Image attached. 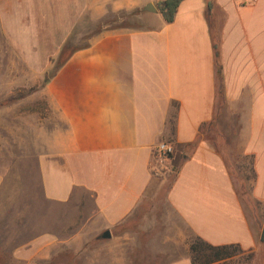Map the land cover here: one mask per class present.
I'll use <instances>...</instances> for the list:
<instances>
[{
    "label": "crops",
    "instance_id": "crops-1",
    "mask_svg": "<svg viewBox=\"0 0 264 264\" xmlns=\"http://www.w3.org/2000/svg\"><path fill=\"white\" fill-rule=\"evenodd\" d=\"M162 1L0 0L4 35L19 51L32 45L36 56L30 58L45 63L58 56L85 15L99 20L138 11L154 19L150 29L97 35L39 91L60 122L38 155L42 198L67 204L77 192L90 194L97 216H83L91 226L85 235L111 233L100 246L99 264H192L195 236L245 251L259 244L225 158L203 131L219 115V60L226 108L240 124L233 152L252 157L251 195L264 203V0H183L170 24L158 10ZM149 4L156 13L145 10ZM160 143L175 149L166 160L176 175L164 213L182 228L166 223L155 229L161 217L147 208L163 184L153 171ZM34 220V237L11 247L0 264H51L57 247L69 242L47 227L58 216Z\"/></svg>",
    "mask_w": 264,
    "mask_h": 264
},
{
    "label": "rangeland",
    "instance_id": "rangeland-1",
    "mask_svg": "<svg viewBox=\"0 0 264 264\" xmlns=\"http://www.w3.org/2000/svg\"><path fill=\"white\" fill-rule=\"evenodd\" d=\"M133 12L108 13L99 20L85 15L63 46L71 49L86 47L97 35L107 30L150 29L155 26L151 15ZM22 47L25 51H19L12 45L0 27V176L3 179L0 188V262L7 261L11 256V247L23 241L29 243L34 237L35 216H58V220H48L47 227L56 228L62 241L69 242L57 247L51 264H99L100 246L105 243L104 239L101 235H85L91 226L83 216H97L90 194L77 192L67 204H51L42 198L38 155L42 142L52 129L60 126V122L46 100L39 97V91L45 77L56 71L60 52L56 58L45 63L31 59L36 56L32 45L22 44ZM33 88L38 90L30 92ZM239 129V118L224 108L215 125L203 131V138L223 155L242 195L241 180L251 177V163L249 158L234 155ZM165 168L159 176L163 177L159 195L147 206L148 211L152 210L150 216L161 217L155 222L157 230H162V224L166 223L170 228H182L175 216H165L164 213L167 211L165 194L176 175V168L166 163ZM251 182H245L249 194ZM243 202L258 229L259 244L252 250L254 258L251 264H264V241L261 240L264 203H257L253 199L250 201L246 196ZM68 228L69 231H66ZM80 233L84 236H70Z\"/></svg>",
    "mask_w": 264,
    "mask_h": 264
},
{
    "label": "trees",
    "instance_id": "trees-1",
    "mask_svg": "<svg viewBox=\"0 0 264 264\" xmlns=\"http://www.w3.org/2000/svg\"><path fill=\"white\" fill-rule=\"evenodd\" d=\"M182 1L183 0H165L158 4V10L167 24L174 22L176 14L178 12V8L182 3ZM209 7H211V4L209 5ZM133 13L138 14L139 12L134 11ZM87 47H89V45L83 48H87ZM213 47L216 58H218L219 57L218 45L214 43ZM83 48L71 49V47L69 46H63L58 57L56 71L51 76L45 77V80L40 88L43 89L50 82V80L55 77L58 70L65 65V63L73 55V53ZM217 74L219 80V87L217 93V100H218L217 110H219L218 112L220 113L222 109L226 108V102L224 98V89L222 84V69L219 60L217 61ZM37 90L38 89L33 88L30 92H35ZM175 121H176V113L174 111V114L172 115V118L170 120V128L172 132H175V127H176ZM194 146H196V143L189 144L186 147L192 148ZM250 163H251V169H250L251 177L244 178L241 180V190L243 192L242 196L249 197V200L251 201V199L254 200V198L247 191L245 182L247 180L253 181L255 178L252 157L250 158ZM254 201L257 202L256 200ZM190 257L192 264H251V261L254 258V252L250 251L249 253H247V251L243 250L239 244L215 246L206 242L202 238L195 236L190 240Z\"/></svg>",
    "mask_w": 264,
    "mask_h": 264
},
{
    "label": "built area",
    "instance_id": "built-area-1",
    "mask_svg": "<svg viewBox=\"0 0 264 264\" xmlns=\"http://www.w3.org/2000/svg\"><path fill=\"white\" fill-rule=\"evenodd\" d=\"M175 152V149L172 145L167 143H160L157 146V153L159 156V162L158 165L154 166L153 171L154 175L159 177L161 176L165 171V163L168 158H170Z\"/></svg>",
    "mask_w": 264,
    "mask_h": 264
},
{
    "label": "water",
    "instance_id": "water-1",
    "mask_svg": "<svg viewBox=\"0 0 264 264\" xmlns=\"http://www.w3.org/2000/svg\"><path fill=\"white\" fill-rule=\"evenodd\" d=\"M145 10L148 12H153V13L157 12V9L152 4H149L148 6H146ZM102 238L103 239H110L111 238L110 231L109 230L105 231L102 235ZM261 240L264 241V230L262 232Z\"/></svg>",
    "mask_w": 264,
    "mask_h": 264
}]
</instances>
